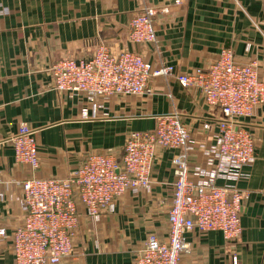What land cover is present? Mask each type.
<instances>
[{"label": "crops", "instance_id": "obj_1", "mask_svg": "<svg viewBox=\"0 0 264 264\" xmlns=\"http://www.w3.org/2000/svg\"><path fill=\"white\" fill-rule=\"evenodd\" d=\"M169 12L153 18L157 41L136 45L131 19L147 9ZM99 45L141 54L153 68L173 66L169 78L152 79L151 95L113 97L95 111L82 96L58 92L50 69L64 59L89 58ZM224 49L237 63H257L264 79V0H0V264H15L11 234L22 223L27 179H66L89 154L121 158L132 133L155 130L159 116L179 113L192 137L190 168H208L221 112L176 75L207 69ZM256 140V160L235 185L246 194L239 239L219 232L186 233L189 250L179 264H264V106L243 121ZM22 126L36 133L40 165L17 164L9 142ZM177 151L159 148L150 191L128 192L98 221L79 204L72 255L61 264H134L150 237L169 233Z\"/></svg>", "mask_w": 264, "mask_h": 264}, {"label": "built area", "instance_id": "obj_2", "mask_svg": "<svg viewBox=\"0 0 264 264\" xmlns=\"http://www.w3.org/2000/svg\"><path fill=\"white\" fill-rule=\"evenodd\" d=\"M188 1L173 3L180 7ZM168 12V8L147 9L134 16L129 24L130 41L156 43L153 18ZM50 72L58 92L82 96L99 111L102 100L151 95L150 81L174 76L175 68H153L139 53L115 52L99 45L89 58L64 59ZM176 80L186 89L197 90L209 107L221 112L215 144L207 150L208 168L191 170L192 137L175 112L159 116L155 130L147 135L132 133L121 158L92 153L66 179H27L21 183L24 218L11 234L15 264H61L68 259L79 225V204L89 219L98 221L104 212L114 211L115 202L124 194L150 191L159 148L177 151L172 159L176 180L168 210L169 233L165 241L150 237L134 264H179L189 250L185 235L194 230L219 232L227 243L241 237L246 194L218 181L233 183L245 178L243 168L256 160V140L243 121L264 106L259 66L239 64L234 53L224 49L207 69L176 75ZM9 142L17 164L39 168L33 129L22 126ZM6 235L0 229V237ZM238 262V257H232V264Z\"/></svg>", "mask_w": 264, "mask_h": 264}, {"label": "rangeland", "instance_id": "obj_3", "mask_svg": "<svg viewBox=\"0 0 264 264\" xmlns=\"http://www.w3.org/2000/svg\"><path fill=\"white\" fill-rule=\"evenodd\" d=\"M131 52V51H130Z\"/></svg>", "mask_w": 264, "mask_h": 264}]
</instances>
